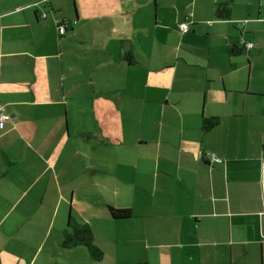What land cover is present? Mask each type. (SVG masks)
Instances as JSON below:
<instances>
[{
    "label": "crops",
    "instance_id": "obj_1",
    "mask_svg": "<svg viewBox=\"0 0 264 264\" xmlns=\"http://www.w3.org/2000/svg\"><path fill=\"white\" fill-rule=\"evenodd\" d=\"M178 1L0 0V264H264V0Z\"/></svg>",
    "mask_w": 264,
    "mask_h": 264
},
{
    "label": "trees",
    "instance_id": "obj_2",
    "mask_svg": "<svg viewBox=\"0 0 264 264\" xmlns=\"http://www.w3.org/2000/svg\"><path fill=\"white\" fill-rule=\"evenodd\" d=\"M230 4H218L216 7L215 16L218 20L228 19L231 13ZM241 48L233 46L229 48V54L237 55L240 53ZM218 119H203L202 131L204 133L209 132L215 125H217ZM109 214L112 219H127L131 216V211L128 209H117L108 207ZM61 246L65 249H72L78 246H84L87 248L90 256L99 261L103 257L102 251L95 245L93 231L86 224H78L72 222L69 219L68 230L65 231Z\"/></svg>",
    "mask_w": 264,
    "mask_h": 264
},
{
    "label": "rangeland",
    "instance_id": "obj_3",
    "mask_svg": "<svg viewBox=\"0 0 264 264\" xmlns=\"http://www.w3.org/2000/svg\"><path fill=\"white\" fill-rule=\"evenodd\" d=\"M166 5L170 3V0H165ZM190 0H179L176 4L175 10L167 9V17L170 21L174 22L177 28V34L180 36L181 34L178 31L180 25L183 24V18L188 14H193V7L187 6ZM168 6V5H167ZM155 20V16H154ZM190 27V26H189ZM190 29V28H189ZM178 36L176 38H178Z\"/></svg>",
    "mask_w": 264,
    "mask_h": 264
},
{
    "label": "built area",
    "instance_id": "obj_4",
    "mask_svg": "<svg viewBox=\"0 0 264 264\" xmlns=\"http://www.w3.org/2000/svg\"><path fill=\"white\" fill-rule=\"evenodd\" d=\"M190 17H192V14H188L187 15V18H190ZM189 28H190L189 25L187 23H184V24L181 25L180 31L185 33V32H187L189 30ZM65 31H66L65 25H62V26L59 27V33L61 35H64ZM245 48L247 50H251V49L254 48V45L251 44V43H248V44H245ZM9 122H11V116L9 114L5 113L3 108H1L0 109V130H3L5 128V126H6V124L9 123ZM208 157L211 158V160L213 162H217V163L221 162V160L218 159L214 154H209Z\"/></svg>",
    "mask_w": 264,
    "mask_h": 264
}]
</instances>
